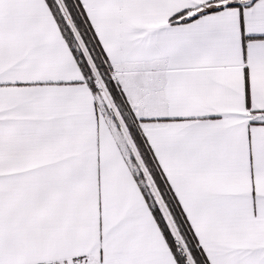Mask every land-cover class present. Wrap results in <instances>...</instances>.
Segmentation results:
<instances>
[{"label": "snow or ice", "instance_id": "snow-or-ice-1", "mask_svg": "<svg viewBox=\"0 0 264 264\" xmlns=\"http://www.w3.org/2000/svg\"><path fill=\"white\" fill-rule=\"evenodd\" d=\"M0 264H264V0H0Z\"/></svg>", "mask_w": 264, "mask_h": 264}]
</instances>
